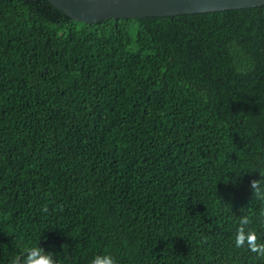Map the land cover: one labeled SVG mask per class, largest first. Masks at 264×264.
Returning <instances> with one entry per match:
<instances>
[{"label": "trees", "instance_id": "16d2710c", "mask_svg": "<svg viewBox=\"0 0 264 264\" xmlns=\"http://www.w3.org/2000/svg\"><path fill=\"white\" fill-rule=\"evenodd\" d=\"M264 4L75 20L0 0V264H264ZM45 207L47 211H44Z\"/></svg>", "mask_w": 264, "mask_h": 264}, {"label": "water", "instance_id": "95a60500", "mask_svg": "<svg viewBox=\"0 0 264 264\" xmlns=\"http://www.w3.org/2000/svg\"><path fill=\"white\" fill-rule=\"evenodd\" d=\"M59 11L87 23L108 18L172 16L255 7L264 0H49Z\"/></svg>", "mask_w": 264, "mask_h": 264}, {"label": "clouds", "instance_id": "9594fccd", "mask_svg": "<svg viewBox=\"0 0 264 264\" xmlns=\"http://www.w3.org/2000/svg\"><path fill=\"white\" fill-rule=\"evenodd\" d=\"M264 183V176L261 180H252L250 187L253 193H258L261 184ZM44 211H47L45 207ZM252 221L248 217H243L240 226L237 228L235 236V245L237 248H244L264 257V243H258V236L253 230H246L245 226L250 225ZM11 264H57V260L49 251H45L43 247L37 245L25 250L24 255H16L12 258ZM89 264H117L116 258L108 252L96 253L91 258Z\"/></svg>", "mask_w": 264, "mask_h": 264}]
</instances>
